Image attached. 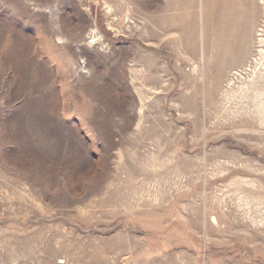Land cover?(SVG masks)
Segmentation results:
<instances>
[{
    "label": "rangeland",
    "instance_id": "rangeland-1",
    "mask_svg": "<svg viewBox=\"0 0 264 264\" xmlns=\"http://www.w3.org/2000/svg\"><path fill=\"white\" fill-rule=\"evenodd\" d=\"M258 29L264 0H0V264H264V108L228 86Z\"/></svg>",
    "mask_w": 264,
    "mask_h": 264
},
{
    "label": "bare ground",
    "instance_id": "bare-ground-1",
    "mask_svg": "<svg viewBox=\"0 0 264 264\" xmlns=\"http://www.w3.org/2000/svg\"><path fill=\"white\" fill-rule=\"evenodd\" d=\"M239 53L250 57L240 70L232 74L228 86L245 97L252 93L259 112V108H264V29H258L256 39L251 41L246 51Z\"/></svg>",
    "mask_w": 264,
    "mask_h": 264
}]
</instances>
